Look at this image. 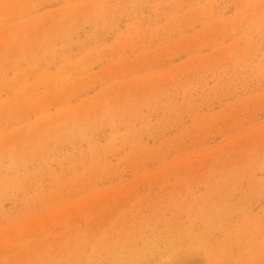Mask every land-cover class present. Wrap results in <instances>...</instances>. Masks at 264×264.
<instances>
[{"label": "rangeland", "instance_id": "obj_1", "mask_svg": "<svg viewBox=\"0 0 264 264\" xmlns=\"http://www.w3.org/2000/svg\"><path fill=\"white\" fill-rule=\"evenodd\" d=\"M176 240L264 264V0H0V264Z\"/></svg>", "mask_w": 264, "mask_h": 264}, {"label": "bare ground", "instance_id": "obj_2", "mask_svg": "<svg viewBox=\"0 0 264 264\" xmlns=\"http://www.w3.org/2000/svg\"><path fill=\"white\" fill-rule=\"evenodd\" d=\"M72 235H73V232H72ZM179 241H178V243H179ZM189 241H188V243H189ZM181 243L182 242H180V244ZM177 245L178 244H177V240H176V242L173 244V248H170V252H168V250L166 249V251H165L166 253H164L165 255L162 254L163 251L160 249H157L159 252L157 250H153L150 252L124 253L123 247H122L118 252H116L113 255L112 263H114V264H200L202 262V261L199 262V259H197L198 261L195 260L196 258L193 257V254L195 255L196 252L194 253L192 248H194L195 246L191 248V246L189 245V247H187V251H185V253H184L183 250H185V249L182 250L181 247H179ZM182 245L183 244H181V246ZM186 246L185 247L183 246V247L186 248ZM155 251H157V252H155ZM201 258L203 259V257H200V259ZM203 262H204V260H203Z\"/></svg>", "mask_w": 264, "mask_h": 264}]
</instances>
